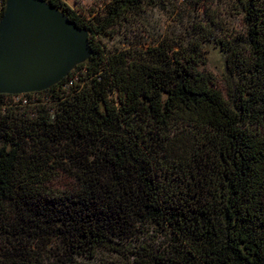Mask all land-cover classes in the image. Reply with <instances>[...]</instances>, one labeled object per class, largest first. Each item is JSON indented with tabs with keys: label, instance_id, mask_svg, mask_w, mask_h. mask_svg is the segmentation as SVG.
I'll list each match as a JSON object with an SVG mask.
<instances>
[{
	"label": "trees",
	"instance_id": "trees-1",
	"mask_svg": "<svg viewBox=\"0 0 264 264\" xmlns=\"http://www.w3.org/2000/svg\"><path fill=\"white\" fill-rule=\"evenodd\" d=\"M45 1L93 54L47 91L0 94V264H264V0H237L244 33L209 19L114 53L94 39L158 0H109L88 22ZM209 43L227 98L198 70Z\"/></svg>",
	"mask_w": 264,
	"mask_h": 264
},
{
	"label": "water",
	"instance_id": "water-1",
	"mask_svg": "<svg viewBox=\"0 0 264 264\" xmlns=\"http://www.w3.org/2000/svg\"><path fill=\"white\" fill-rule=\"evenodd\" d=\"M93 54L90 36L45 0H7L0 20V94L41 93Z\"/></svg>",
	"mask_w": 264,
	"mask_h": 264
},
{
	"label": "rangeland",
	"instance_id": "rangeland-1",
	"mask_svg": "<svg viewBox=\"0 0 264 264\" xmlns=\"http://www.w3.org/2000/svg\"><path fill=\"white\" fill-rule=\"evenodd\" d=\"M70 8L76 10L86 21L103 14L109 0H63ZM158 5L151 7L138 24L125 28L117 27L109 31L107 37L94 39L100 48L111 52L125 50L131 45L135 48L149 46L163 41H179L194 34L196 27L205 25L213 19L229 35L245 32L244 17L240 12L237 0H158ZM93 40V39H92ZM207 62L198 70L211 76L213 86L225 98L228 95L229 83L225 68L224 54L213 43L205 45ZM18 98V96H17ZM15 99L19 102L20 98ZM74 182L66 177L58 178L53 185L57 191L70 192Z\"/></svg>",
	"mask_w": 264,
	"mask_h": 264
},
{
	"label": "clouds",
	"instance_id": "clouds-1",
	"mask_svg": "<svg viewBox=\"0 0 264 264\" xmlns=\"http://www.w3.org/2000/svg\"><path fill=\"white\" fill-rule=\"evenodd\" d=\"M20 96H23V95H20Z\"/></svg>",
	"mask_w": 264,
	"mask_h": 264
}]
</instances>
